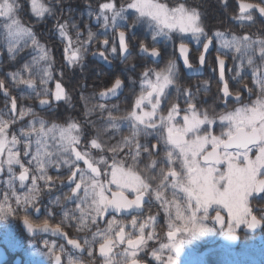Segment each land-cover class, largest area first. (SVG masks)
Here are the masks:
<instances>
[{
  "label": "snow or ice",
  "instance_id": "1",
  "mask_svg": "<svg viewBox=\"0 0 264 264\" xmlns=\"http://www.w3.org/2000/svg\"><path fill=\"white\" fill-rule=\"evenodd\" d=\"M22 8L20 0H0V54L6 50L8 58L15 61L22 53H32L31 60L25 62L21 69L9 72L0 79V92L6 102L5 109L0 111V175L7 173V178L0 179V184H4L11 193H5L0 201V215L15 214L18 210L26 214L30 208L39 212L37 204L41 188L38 182L43 181L49 191L55 189L56 182L48 174L49 169L59 172L67 167L71 173L67 178L69 194L63 197V201L56 197L52 203H74L71 219L78 220L80 231H91L95 226L96 231L92 232L91 239L85 238L82 244L76 239H68L67 243L81 252L87 251L93 261L95 245L98 244L103 264H139L138 253L147 242L144 232L150 224L139 222L133 213H139L153 196L170 220L168 243L161 244V250L179 251L177 234L206 230L205 219H214L228 234H234L241 224L251 229L260 223L250 209V197L264 199V33L255 38L251 34L237 35L224 31L209 34L201 12L189 6L186 0H176L172 6L162 0H125L119 6L116 0H105L98 4V8L90 6L87 11L89 20L94 17L96 24L102 26V32L94 33L89 28L86 39H81L84 33L78 23L70 19L60 22V17L65 14L63 0H30L31 12L36 18L45 22L48 18L57 20L55 32L65 42L63 58L72 67L83 64L93 42H99L103 48L93 55H98L104 63L110 64L116 59L127 61L131 54L129 36L137 30V26L150 34L153 45L150 47L139 43L140 53L162 59L163 50L156 45L162 41L173 45L178 42V58L182 60V67L189 71L204 68L210 48L217 53L215 61L219 67V80L223 83L220 89L222 98L225 105L232 102L239 106L219 115L201 111L197 99L200 86L197 85L195 91L191 87L182 88L179 83L183 75L181 67L176 59H169L159 71L148 69L143 72L139 78L140 94L126 115L114 116L106 103L98 105L102 114L108 112L106 123L109 129L116 132L125 125L130 129L129 136L109 149L113 153L109 164L104 156L94 160L88 151L78 150L84 138L79 123L69 122L66 126L53 123L49 126L31 107L18 109L17 97L12 95L7 84L9 80L12 85L23 86L30 95L34 94L45 111L52 107L53 102L70 103L71 100L60 81L55 82L54 90L49 88V83L54 79L52 49L41 44L34 29L21 22L19 13ZM58 11L60 17L57 16ZM255 12L264 17V0L240 2L239 15L233 19L241 25L255 23ZM85 27L88 28L87 25ZM70 30L75 31V42L69 35ZM192 41L198 47L202 45L203 50L198 57L199 68L189 58ZM229 53L234 61H240L236 65L237 77L245 69L251 71L255 88L245 87L249 99L253 95L256 98L250 103L243 102L239 91L234 97L229 91V84L225 80V58ZM129 70L134 71V67ZM122 75L123 72L120 76H114L110 86L99 91L100 100L107 101L121 94L127 86ZM207 83L204 81L205 85ZM170 89L175 90L176 102L171 103L165 115L162 105L168 100ZM204 91H207L206 87ZM181 101L186 107H181ZM116 108L113 105V109ZM92 110L88 109L89 112ZM25 117L31 119L17 133L14 127ZM216 126L221 129L219 134L215 133ZM140 137H152L156 144L150 141L140 143ZM90 144L92 149L103 151L104 145L99 137L91 139ZM161 146L163 158L153 159L148 165L155 175L148 176L139 171L136 162L142 155H158ZM123 148L129 149L128 155L133 164L127 165L125 161L116 159ZM24 160H27V165ZM80 161L86 168L79 167ZM156 178L160 183L153 188L150 181ZM17 184L27 191L18 195ZM167 188L173 190L174 197L179 198L183 194L180 203L176 199L169 202L163 198L162 190ZM12 197L15 198L16 208L8 203ZM212 205L220 206L227 220L220 209L216 210L214 217H209ZM77 212L78 217L75 215ZM106 216H112V219L107 220L106 227L102 228L100 223ZM123 216H132L130 224L117 219ZM64 218L69 219L68 212L64 213ZM152 219L149 217V221ZM24 223L30 231L39 228L62 235L60 227L50 226L48 220L32 223L25 218ZM153 235V232H149L147 240H151ZM46 247L56 264H61V255L55 254L48 242ZM60 252H64L62 246ZM153 256L161 260L157 253L154 252ZM93 261H89V264H93ZM68 264H82V261L70 259ZM161 264L165 262L161 260ZM166 264H175L170 255Z\"/></svg>",
  "mask_w": 264,
  "mask_h": 264
},
{
  "label": "flooded vegetation",
  "instance_id": "2",
  "mask_svg": "<svg viewBox=\"0 0 264 264\" xmlns=\"http://www.w3.org/2000/svg\"><path fill=\"white\" fill-rule=\"evenodd\" d=\"M23 5L22 10L19 13V18L25 26L32 27L37 35V39L40 43H56L59 45L58 61L54 63L56 71L53 72L54 79L49 83V88L54 90L56 81L62 83L67 94L70 96V103L63 101L53 102V105L48 110H42L38 107L39 99L34 94L23 95L17 92L12 95L17 97V100H22L20 105L18 102V109L20 107H31L36 115L44 119L51 124L66 126L69 122H77L83 129V137L81 144L78 146L80 151H88L94 160H99L101 156L108 159L109 164L112 161L113 153L109 150L112 146H116L122 142L125 136L130 135V129L127 125L123 126L119 131L113 132L109 129L106 123L108 112L103 114L100 112L98 105L100 103H106L108 110L112 111L114 116L120 117L126 115L132 109L135 98L140 94V77L143 72L148 69H154L159 71L166 66L169 59H176L178 66L181 67L182 77L179 81L181 87H191L195 91L196 86H200V92L197 97L199 101V108L201 111H208L210 114L216 115L222 114L225 111L234 110L239 105L235 103L225 102L222 98L223 93L220 89L223 87V83L219 80V67L216 64L215 57L217 53L214 49L210 48L206 54V64L200 71H189L182 67V60H180L178 51V42L173 45L172 43L161 42L156 47L163 50V58L157 59L149 57L147 54H142L139 51V43H145L147 46H153L150 34L146 32L144 28L137 26V30L129 36V51L130 55L127 61L121 62L119 59L113 60L112 63L107 64L101 61L98 53L103 50L99 42H93L92 47L89 49L88 55L84 57L82 65L72 67L67 65L64 61V44L61 41L58 34L55 32L56 19L48 18L47 22L42 19L35 18L30 11V0H20ZM47 2V0H45ZM54 2V0H53ZM167 2L170 6L174 5L176 0H162ZM238 2L254 3L256 0H203L202 4L196 5V0H186L189 6L196 7L202 14L203 22L206 26V31L212 34L216 31H224L230 34H251L253 37L259 36L264 33V17H260L258 12H255V23L241 25L236 22L233 17L239 15ZM99 0H63V6L65 8V14L60 17L59 11L57 16L60 17V22H64L65 19H70L71 22L78 23L79 29L84 33L81 39H86L87 30L90 28L94 33L102 32L98 30L99 25H93L92 21L87 16L89 7L98 8ZM117 5L125 3V0H116ZM227 5V7H225ZM70 10V12H69ZM210 22H216L218 25H211ZM88 26V28L85 27ZM73 41H76L75 31H69ZM74 33V34H73ZM111 36V33L109 34ZM103 37H100L102 39ZM118 45V39H117ZM202 45L197 46L194 41L190 42V54L189 58L192 64L199 68V53L202 51ZM31 54V52H28ZM225 80L229 84V91L233 94V97L237 91L241 93L244 98V103H250L256 97L253 95L249 99L248 88H255L252 82L251 71L245 69L241 76H236V65L240 63L239 60L234 61L232 54L225 58ZM259 64V60H257ZM3 64L0 63V68ZM246 65V61H245ZM134 67V71H130ZM231 69V71H229ZM126 80V87L121 91V94L116 98H110L107 101L100 100L98 98L99 91L110 86L114 76H120ZM56 76V77H55ZM233 77H236L235 79ZM57 78V79H56ZM204 81H208L207 85ZM207 88L205 92L204 89ZM29 92V90H28ZM169 98L162 105L163 114H167L168 107L175 101V90H169ZM0 96L4 100L3 93ZM181 107H186L181 101ZM96 105L97 107L93 108ZM113 105L117 106L113 109ZM10 107V103L8 105ZM88 109H93L91 112ZM118 109V110H117ZM183 114V113H182ZM181 114V115H182ZM31 117H25L23 122H18L14 127V130L19 133L20 128L27 124V121ZM182 122V121H181ZM215 133L219 134L221 129L216 126ZM99 137L103 143V151L92 149L90 141L93 138ZM140 143L156 144V140L152 137H140ZM132 151H135V144L132 145ZM129 149L123 148L116 155V159L123 160L127 165L133 164V160L128 155ZM155 152V150H153ZM164 151L161 146V151L158 155L149 156L144 153L140 160L136 162V167L139 171L145 172L148 176H154L148 165L151 164L153 159H162ZM27 165V160H24ZM80 168H86L83 161L79 162ZM103 167V166H101ZM159 168H157V172ZM17 174L19 168L16 169ZM48 174L53 177L56 182V188L49 191L44 187V182L39 181L41 188V197L38 201L36 209L30 208L25 214L22 210H18L15 214L0 215V264H56L54 258L49 254V249L46 247L48 242L50 247L54 248V253L61 255V264H68L71 260H80L82 264H89V261H93V258L88 256L87 251L81 252L78 249H74L67 243L68 239H76L79 243H83L85 238L91 239L92 232L96 231L95 226H92L91 231H80L79 223L76 219H71L73 210L75 208L74 203H63L56 205L52 203L56 197H60L63 201V197L69 194V188L67 187V178L71 174L67 167L62 168L59 172L56 169H49ZM7 173L0 175V179H6ZM110 178V177H109ZM103 179V177H102ZM30 184L31 181L29 180ZM153 188L160 183L159 179H152L150 181ZM114 187V186H113ZM27 189H20L19 185L16 186V192L18 195L26 192ZM163 198L171 202L176 199L177 203L181 202L183 194L180 197L173 196V190L167 188L162 190ZM7 193L11 195L10 191L4 184H0V201ZM250 209L253 215H256L260 219V223L255 227L249 229L246 225L241 224L236 228L234 234H228L226 229L217 225L214 219H205L203 221L205 225L204 231L196 232L192 234L178 233L177 239L180 240L179 251H173L171 249L161 250L160 245L168 243V224L170 222L167 213L161 206L160 202L156 201L154 196L149 202H146L142 210L139 213H133L139 222H149L150 227L145 229L144 235L146 244L143 249L138 253L139 264H161L163 260L166 264L167 258L170 255L175 261V264H194L195 252L203 253L204 264H226V257L224 255L227 249L237 251L242 255L243 264H264V199L250 197ZM13 208H16L15 198L12 197L8 202ZM220 209L225 220H227L226 213H223V209L218 205H212L209 208V217H214L216 210ZM69 213V219L65 220L64 213ZM200 213L199 215H202ZM78 217L79 213H75ZM175 212L173 209V218ZM149 217H153L149 221ZM27 218L32 223H42L44 220H48L50 226H58L61 229V233L54 235L50 231L34 228L31 231L24 223V219ZM112 219V216H106V219L100 223V227H106L107 220ZM126 223L130 224L132 216L117 217ZM199 222V221H198ZM259 227L260 230H259ZM149 232H153V238L147 240ZM225 236H236L237 246H231L224 242ZM61 246L64 248V252H60ZM123 246H121V249ZM161 256V260H157L153 253ZM93 264H103L102 258L99 256L98 244L95 245V258Z\"/></svg>",
  "mask_w": 264,
  "mask_h": 264
},
{
  "label": "trees",
  "instance_id": "3",
  "mask_svg": "<svg viewBox=\"0 0 264 264\" xmlns=\"http://www.w3.org/2000/svg\"><path fill=\"white\" fill-rule=\"evenodd\" d=\"M103 1H105V0H99V2H103ZM202 3H203V0H196V5L202 4ZM210 23L213 26L218 25V23H216V22H210ZM41 44H44L45 47L52 49L53 60L55 63H57L58 54H59V49H58L59 45L56 43H41ZM31 56H32L31 54L22 53L21 56H19L17 58V60L13 61V60H10L8 58L6 50H3L2 54H0V63L3 64L0 68V79L5 78V75L9 72H13V71H17V70L21 69L25 62H29L31 60ZM55 71H56V69L53 67V72H55ZM7 84H8L9 89L12 93H15L16 89H19V90H17V92L19 94H23V95H27V96L30 95L28 90L25 89L23 86H19V87L14 86L11 84L10 80L7 81ZM17 101L19 102L20 105L23 103L22 100H17ZM5 103H6L5 99L3 100L2 97L0 96V111H3L5 109Z\"/></svg>",
  "mask_w": 264,
  "mask_h": 264
},
{
  "label": "rangeland",
  "instance_id": "4",
  "mask_svg": "<svg viewBox=\"0 0 264 264\" xmlns=\"http://www.w3.org/2000/svg\"><path fill=\"white\" fill-rule=\"evenodd\" d=\"M103 2H105V1H103ZM30 11H31V8H30ZM98 30L99 31L102 30V26L101 25H99ZM69 35H70V33H69ZM54 68H56V67H54ZM204 252H205V249H204V251H202L200 253L198 251L195 252V254H194L195 255L194 264H204L203 263V255H204L203 253ZM224 255L226 257V264H243V262H242V255L240 253H238L237 251L227 249L225 251Z\"/></svg>",
  "mask_w": 264,
  "mask_h": 264
},
{
  "label": "water",
  "instance_id": "5",
  "mask_svg": "<svg viewBox=\"0 0 264 264\" xmlns=\"http://www.w3.org/2000/svg\"><path fill=\"white\" fill-rule=\"evenodd\" d=\"M240 2H238L239 4ZM93 25H97L95 22V19L93 18L92 21ZM38 107H40L39 102H38ZM41 108V107H40ZM261 227H259L260 230ZM224 242H226V244L231 245V246H237V237L236 236H225L224 238Z\"/></svg>",
  "mask_w": 264,
  "mask_h": 264
}]
</instances>
